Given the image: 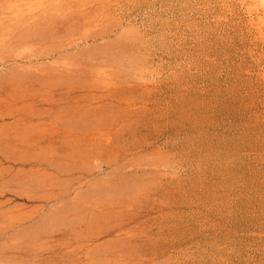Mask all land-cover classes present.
Returning a JSON list of instances; mask_svg holds the SVG:
<instances>
[{
  "label": "rangeland",
  "instance_id": "obj_1",
  "mask_svg": "<svg viewBox=\"0 0 264 264\" xmlns=\"http://www.w3.org/2000/svg\"><path fill=\"white\" fill-rule=\"evenodd\" d=\"M0 264H264V0H0Z\"/></svg>",
  "mask_w": 264,
  "mask_h": 264
},
{
  "label": "bare ground",
  "instance_id": "obj_2",
  "mask_svg": "<svg viewBox=\"0 0 264 264\" xmlns=\"http://www.w3.org/2000/svg\"><path fill=\"white\" fill-rule=\"evenodd\" d=\"M108 88L111 87V86H107Z\"/></svg>",
  "mask_w": 264,
  "mask_h": 264
}]
</instances>
